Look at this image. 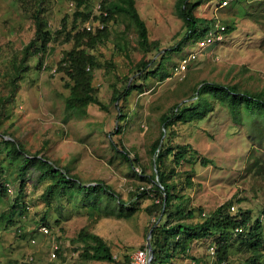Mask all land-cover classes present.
I'll use <instances>...</instances> for the list:
<instances>
[{
    "label": "rangeland",
    "instance_id": "374dc122",
    "mask_svg": "<svg viewBox=\"0 0 264 264\" xmlns=\"http://www.w3.org/2000/svg\"><path fill=\"white\" fill-rule=\"evenodd\" d=\"M99 1L89 0L88 4L94 8ZM38 2L0 0L1 93L7 92V88H2L7 83L6 76L12 69V61H19L22 48L36 37L33 10L40 6L43 8V22L52 30L60 26L64 16L68 23L72 20L75 0H43L41 5ZM174 3L175 0H135V6L146 23L149 40H158L160 51L154 49L146 55L138 44L132 24L125 31V39L115 38L123 24L117 26L112 23L113 26H109L110 38L94 51L102 63L93 72L98 96L106 106L104 109L92 104L87 109V115L63 120V97L69 90L64 86L63 73L56 68L63 50L71 47L70 42L50 43L47 51L42 53L44 66L41 68H37V56H30L27 66L20 69V87L13 101L4 108L0 106V131L12 132L29 152L41 149L59 164L70 165L72 171L84 180L104 179L120 192L124 200H131L135 210L128 218L103 215L93 223L91 213L76 207L67 196L51 200L50 208L46 209L41 198L44 184L34 187L33 171L25 170L22 176L26 187L21 198L29 207L24 215L14 213L11 225H5L0 218V264H117L109 260L84 258L81 253L85 244L79 237L82 229L100 235L117 260H123L125 256L132 260L133 254L148 243V230L156 219V213L149 208L154 197L149 193H137L151 185L138 176L149 173L153 168L150 145L159 134L161 113L169 112L170 107L201 80L238 82L251 90H264V0L203 1L196 9L203 22L216 17L217 24L233 21L236 28L203 49L192 37L181 49L171 53L167 69L160 67L147 79L136 80L137 85L133 86L124 105L126 117L118 122L124 129L114 133V141L119 148L120 145L125 146L130 151L129 157L133 160L137 156L139 160V163L133 161V168H130L129 162L121 157L107 138L109 130L117 122L114 106L117 101L112 100L113 91L115 87L118 90L123 88V75L132 78L131 68L136 62L144 56L151 58L147 67L156 69L162 50L183 37L185 28L176 14ZM116 40L124 45L127 56L123 55L124 51L118 50ZM193 51L198 52L197 58L191 60L190 66L183 71L175 72L178 61ZM106 60L112 63L111 67H106ZM141 85L142 91L139 88ZM88 124L95 128L90 130ZM97 126L102 129H97ZM172 128L175 132L172 137L174 145L190 143L211 160L207 165L198 161L194 165L183 163L179 168L181 173L174 175L183 184L187 174L184 169L193 168L190 172L193 184L183 192L189 196L190 206L203 208L201 213L195 212L194 220L203 218L217 205L231 199L232 211L241 207L259 215L264 231V175L257 173L255 166L251 168V161L254 162L255 158L264 166V146L255 142L249 124L236 123L230 113L219 106L209 118L178 122ZM0 160L8 177H15L17 172L2 143ZM12 181L9 195L0 196V215L9 211L7 203L15 197L18 182L15 179ZM44 214L50 228L48 234L39 229L40 218ZM19 226L28 231L23 237L16 231ZM32 238L34 242H31ZM53 239L58 242L61 253L51 261ZM211 240L194 241L189 254L195 259L189 255L178 262L219 264L215 254L210 252ZM247 255L244 245L235 243L231 246L229 261L237 263ZM29 256L33 257L32 261ZM262 260L264 262V257Z\"/></svg>",
    "mask_w": 264,
    "mask_h": 264
},
{
    "label": "trees",
    "instance_id": "16d2710c",
    "mask_svg": "<svg viewBox=\"0 0 264 264\" xmlns=\"http://www.w3.org/2000/svg\"><path fill=\"white\" fill-rule=\"evenodd\" d=\"M39 1L40 3H38L41 5L43 0ZM203 1L209 0H175L176 14L181 18L182 27L185 28L183 37L173 46L162 50L156 69H148L147 66L151 58L144 56L131 68L132 78L129 75H123V88L119 90L117 87L114 88L112 100L117 101L116 105L114 104L117 122L113 124L112 130H109L107 138L121 157L129 162L130 168H133V161L139 163L137 156L132 160L129 157L130 151L123 145H120V149L114 141V133L118 134L124 129V126L118 122L126 117L124 105L127 97L130 95L133 86L137 85L135 84L137 79H147L150 74L156 73L160 67L167 69L168 60L175 49H181L183 44L192 37L198 40L204 37L209 30L218 31L220 29V27H215L216 17L203 22L201 17L196 14L197 7ZM88 2L89 0H75L71 22L68 23L66 16H64L60 26L54 30L49 28V25L45 26L41 6L33 10L36 37L32 38L22 48L19 61H12V69L6 76L7 83L2 88L3 90L7 88V92L2 91L4 94L0 92V106L2 108L13 101L20 87V69L27 66L28 58L37 56V68L44 66L42 53L47 51L50 43H71L69 49L63 50L56 68L63 73L64 86L69 90L63 97V120L65 121L87 115V109L92 104L99 108H106L98 96L97 87L94 85L93 69L102 65L94 51L99 44L105 43L110 38L111 28L109 26L112 27V23L117 24V26L123 24L122 29L115 36L116 39L117 37L125 39V31L132 24L136 29L138 44L146 55L154 49L160 51L158 40H149L146 23L135 6V0H100L101 9L107 12L105 16L102 11L94 12V8L89 6ZM89 19H99L105 25L103 28L87 30L84 24ZM220 24L223 25L221 30L223 34L230 33L236 28L233 21L227 22V24L222 21ZM115 45L119 51H124V56H127L124 45L122 46L117 40ZM105 65L111 67L112 63L106 60ZM187 66L189 67L190 64ZM139 88L142 91V85ZM185 95L184 98L170 107L169 112L161 113L159 116L161 128L150 145L153 168L149 173L138 176L146 179L151 185L137 194L149 193L154 197L149 207L152 213H156V219L149 228V230L151 229L149 264H182L178 260L189 257L191 244L202 239H212L213 244H209V247L214 248L216 262L219 264H264L262 260L264 257L262 219L259 215H253L250 209L238 207L237 210L232 211L233 200L229 199L217 205L203 218L194 220L195 212L201 213L203 208L190 206V198L183 192L186 187L193 184L190 173L193 168L184 169L187 174L183 184L174 175L181 173L179 168L183 163L194 165L198 161L207 165L211 160L200 154L190 143H177L175 145L172 143V137L175 134L172 128L174 124L209 118L216 107L221 106L230 113L236 123L246 122L249 124L250 129L253 130L255 142L258 146H264V90H251L238 82L222 83L213 80H201L191 87L190 92ZM87 128L92 130L95 127L88 124ZM96 128L102 129L99 126ZM0 143L5 148V154L17 172L15 177L9 178L5 165L0 160V196L9 195V184L14 182L13 179L18 182L15 197H11L10 202L7 203L9 211H4L0 215V218L5 221V225L14 223L11 218L14 213L24 215L26 208L29 207L27 202L22 201L21 198L26 187V180L22 174L29 169L33 171L35 176L34 187H37L39 183L44 184L41 198L45 201L46 209L50 208L51 200L67 196L68 200H73L76 207L80 206L87 213H91L90 218L93 223L103 215L128 218L134 213V203L131 200H124L120 192L104 179L84 180L72 171L70 165L59 164L57 160L50 158L41 149L29 152L21 141L14 137L12 132L0 131ZM253 166L256 167L257 173L264 175V166L260 165L258 158H255L254 162L251 161V168ZM13 193L12 188L11 194ZM155 199H158L157 202ZM40 220L42 221L41 224L48 225L45 221V214L41 216ZM239 228L240 231L237 230ZM16 229L21 237L28 233L20 226ZM79 237L85 244L81 253L84 258L109 260L117 264H131V259L126 256L123 260H117L113 256L110 246L100 235L88 229H82L79 232ZM235 243L244 245L248 251V255L237 263L229 261L231 246ZM60 253L59 247L57 254L60 255ZM190 257L192 256L190 255Z\"/></svg>",
    "mask_w": 264,
    "mask_h": 264
},
{
    "label": "built area",
    "instance_id": "2783aa9c",
    "mask_svg": "<svg viewBox=\"0 0 264 264\" xmlns=\"http://www.w3.org/2000/svg\"><path fill=\"white\" fill-rule=\"evenodd\" d=\"M222 3H227V0H222ZM103 13V15H107V12L105 10L101 9V5L99 2H97V4H95L94 6V12L98 13L101 12ZM218 22H216L215 27L219 28L218 31H213V30H209L204 37H201L200 39H198V45L200 47V49H203L206 45L211 44V43H215L217 41H219V39H221L223 37V33L221 32V30L223 29V25L222 24H217ZM85 28L87 30H94L95 28H103L105 23L103 21H100L99 19L97 20H93V19H89L88 21L85 22ZM198 55V52L193 51L191 52L189 55L187 56H183L178 63L175 65V72H181L184 69H186L187 65L190 63L191 60L196 59ZM231 209H234V206H231ZM39 229L45 233L48 234L49 233V226L45 225V224H41L39 226ZM238 231H240L241 229H237ZM35 240L32 238L31 242H34ZM57 249H59V244L57 241H55L54 239L52 240V245H51V251H50V257L49 259L51 261L55 260L57 257ZM210 252L212 254H214L215 250L214 248L211 246L210 247ZM150 257H151V252H150V248L148 243L145 245L144 248H141L139 250H137L133 256H132V260H131V264H149L150 262ZM33 257L29 256L28 259L31 260Z\"/></svg>",
    "mask_w": 264,
    "mask_h": 264
},
{
    "label": "water",
    "instance_id": "95a60500",
    "mask_svg": "<svg viewBox=\"0 0 264 264\" xmlns=\"http://www.w3.org/2000/svg\"><path fill=\"white\" fill-rule=\"evenodd\" d=\"M150 235H151V229H150L149 232H148V245H149V248H150V241H149V239H150Z\"/></svg>",
    "mask_w": 264,
    "mask_h": 264
}]
</instances>
